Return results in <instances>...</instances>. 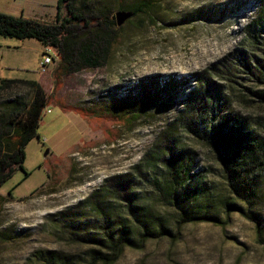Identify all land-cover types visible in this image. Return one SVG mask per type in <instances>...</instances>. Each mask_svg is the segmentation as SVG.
Segmentation results:
<instances>
[{"label":"rangeland","instance_id":"rangeland-1","mask_svg":"<svg viewBox=\"0 0 264 264\" xmlns=\"http://www.w3.org/2000/svg\"><path fill=\"white\" fill-rule=\"evenodd\" d=\"M93 1L111 4L112 17L141 0ZM57 5L58 0H0V12L52 24ZM256 7L255 0H163L156 12L117 26L120 44L106 64L72 73L58 70L59 59L42 73V55L49 51L55 56L53 48L34 38L0 35V82L35 79L47 94L57 81L62 84L59 100L44 112L39 137L26 146L24 168L0 187V264H48L38 257L47 250L79 259L88 246L72 233L84 232L70 229L69 221L97 225L99 216L87 199L113 175L135 178L147 169L167 130L175 132L179 147L196 152L199 167L213 168L207 178L217 183L216 202L229 197L214 151L175 121L187 94L202 79L219 87L226 83L212 67L217 65L223 73L228 65L236 80L232 108L257 119L264 132V103L249 100L254 96L247 90L264 85L240 59L242 51L263 54V45L251 46L244 32ZM66 15L64 6L62 16ZM155 88L164 96L141 111L135 100ZM19 91L31 93L26 85ZM167 95L172 106L165 101ZM118 115L129 116V121ZM258 187L243 207L261 213V234L258 222L244 212L221 210L220 222L187 223L174 236L150 239L141 248L127 247L114 264H264V177ZM113 196L115 217L123 204ZM153 207L174 222L172 208L159 202Z\"/></svg>","mask_w":264,"mask_h":264},{"label":"trees","instance_id":"trees-1","mask_svg":"<svg viewBox=\"0 0 264 264\" xmlns=\"http://www.w3.org/2000/svg\"><path fill=\"white\" fill-rule=\"evenodd\" d=\"M162 1L141 0L127 8L134 10L133 17L149 15L156 12ZM255 1L256 10L245 25L244 32L251 46L257 48V44L263 45V54L242 51L240 59L264 85V0ZM57 6V20L52 24L0 12V35L34 38L53 48L55 60L60 61L58 70L64 69L65 73L106 64L120 44L116 17L110 16L114 7L93 0H58ZM64 6L68 9L66 16H62ZM213 69L226 83L219 87L202 79L196 89L187 94L175 122L214 151L221 164L222 183L230 192L229 197L222 203L216 202L217 183L214 182L215 185L207 178L213 168L199 167L196 152L190 147H179L174 138L175 132L167 130L148 159L147 169L139 171L135 178L128 173L113 175L102 189L87 199V205L99 216L97 225L90 227L85 221L79 226V220L69 221L67 226L70 229L78 228L84 232L78 234L71 230L80 243L88 246L79 255L80 258L47 250L38 255L41 260L48 264H114L127 247L141 248L150 239L174 236L187 223L220 222L222 211L226 214L244 212L258 222L259 233H262L261 213L250 208L245 211L243 207L257 194L259 182L264 177L262 124L232 108L233 99L230 96L236 82L234 68L227 65L223 73L217 65ZM24 85L30 88V95L19 91ZM61 88V82L57 81L51 93L47 94L35 79L1 80L0 187L18 169L24 168L26 146L39 137L38 128L44 112L50 104L59 100L57 94ZM247 90L254 96L249 100L264 103V87H248ZM241 94L240 99L244 101ZM163 96L156 88L147 89L135 103L144 111L147 105L160 102ZM165 101L172 106L170 95L165 97ZM118 116L123 122L129 121V116ZM146 185H149L148 191L145 190ZM113 194L123 204L115 217ZM156 202L174 210L173 223L153 207Z\"/></svg>","mask_w":264,"mask_h":264},{"label":"built area","instance_id":"built-area-1","mask_svg":"<svg viewBox=\"0 0 264 264\" xmlns=\"http://www.w3.org/2000/svg\"><path fill=\"white\" fill-rule=\"evenodd\" d=\"M54 60L55 56L51 52H44L39 63L40 71L46 73Z\"/></svg>","mask_w":264,"mask_h":264},{"label":"water","instance_id":"water-1","mask_svg":"<svg viewBox=\"0 0 264 264\" xmlns=\"http://www.w3.org/2000/svg\"><path fill=\"white\" fill-rule=\"evenodd\" d=\"M134 13V10L131 9L118 10L115 14L118 26L123 25L127 20L131 19L134 16Z\"/></svg>","mask_w":264,"mask_h":264}]
</instances>
